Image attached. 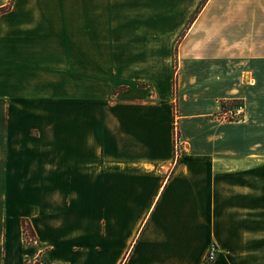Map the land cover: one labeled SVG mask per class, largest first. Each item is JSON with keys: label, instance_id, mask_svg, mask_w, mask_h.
Masks as SVG:
<instances>
[{"label": "crops", "instance_id": "0c3cea01", "mask_svg": "<svg viewBox=\"0 0 264 264\" xmlns=\"http://www.w3.org/2000/svg\"><path fill=\"white\" fill-rule=\"evenodd\" d=\"M0 9V264H264V0Z\"/></svg>", "mask_w": 264, "mask_h": 264}, {"label": "built area", "instance_id": "2783aa9c", "mask_svg": "<svg viewBox=\"0 0 264 264\" xmlns=\"http://www.w3.org/2000/svg\"><path fill=\"white\" fill-rule=\"evenodd\" d=\"M241 110H242L241 107L228 110L223 114L222 118L227 119L228 117H230L233 120H238L241 116ZM173 149H174L173 161L176 162L182 153L176 119L173 121ZM32 244H34V241ZM216 256H217L216 248L215 246H211L206 254L205 262L210 263L214 261Z\"/></svg>", "mask_w": 264, "mask_h": 264}, {"label": "trees", "instance_id": "16d2710c", "mask_svg": "<svg viewBox=\"0 0 264 264\" xmlns=\"http://www.w3.org/2000/svg\"><path fill=\"white\" fill-rule=\"evenodd\" d=\"M0 12H3V9H0ZM173 86L174 87L176 86L175 79L173 80ZM233 103H234V101L233 102H222L221 103V115H222V117H223V114L225 112H227L226 109L230 106V104H233ZM224 120H226V121H233V119L230 118V117H228L227 119H224ZM22 230H23V239H24V242L26 244H31L29 242V240H33V241L36 240L35 235L33 233V230L31 229L30 224H29L28 221H23Z\"/></svg>", "mask_w": 264, "mask_h": 264}, {"label": "rangeland", "instance_id": "374dc122", "mask_svg": "<svg viewBox=\"0 0 264 264\" xmlns=\"http://www.w3.org/2000/svg\"><path fill=\"white\" fill-rule=\"evenodd\" d=\"M239 107L242 108V104L239 101L238 102L237 101H234V103L233 104H230V106L226 109V111L232 110L234 108H239ZM29 242L32 244L33 243V240H29Z\"/></svg>", "mask_w": 264, "mask_h": 264}]
</instances>
